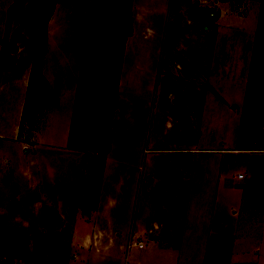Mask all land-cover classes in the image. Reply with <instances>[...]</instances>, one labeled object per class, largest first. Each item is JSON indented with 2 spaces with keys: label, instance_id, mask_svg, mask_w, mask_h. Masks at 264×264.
<instances>
[{
  "label": "crops",
  "instance_id": "1",
  "mask_svg": "<svg viewBox=\"0 0 264 264\" xmlns=\"http://www.w3.org/2000/svg\"><path fill=\"white\" fill-rule=\"evenodd\" d=\"M17 1L0 0V40ZM211 1L197 4L189 19L212 22ZM252 3L244 16L214 20L213 33L203 25L207 34L196 50L171 53L168 44L175 43L166 23L172 2L131 0V31L122 49L105 152L69 145L72 112L65 144L47 142L61 140L51 126L30 160L18 155L17 139L6 142L19 164L12 168L8 162L0 170L15 186L1 194L0 227L25 231L27 239L18 244L25 248L20 254L0 252V264H264V11L258 15L263 4ZM243 33L251 46L245 66L236 57V50H243L238 46ZM218 50L229 54L216 64ZM180 53L192 55L186 58L189 70L182 69L185 59L171 60ZM143 83L149 92L158 84L166 93L144 145L151 99L142 109H128L120 96L122 89ZM253 86L258 89L255 111L247 108ZM24 98L19 90L18 104ZM212 109L222 110V123L232 133L227 146L222 138L211 144L206 128ZM16 129L0 132V142L5 143L3 136H22ZM84 151L94 156L87 159ZM144 153L150 157L144 160ZM229 155L235 159L229 161ZM83 184L91 193L82 210L77 204ZM46 226L70 231V239L60 242L62 251L50 240L52 251L40 256L34 231Z\"/></svg>",
  "mask_w": 264,
  "mask_h": 264
},
{
  "label": "rangeland",
  "instance_id": "2",
  "mask_svg": "<svg viewBox=\"0 0 264 264\" xmlns=\"http://www.w3.org/2000/svg\"><path fill=\"white\" fill-rule=\"evenodd\" d=\"M152 1L153 3H160V0ZM170 1L172 2L170 12L172 19L166 25H168L167 34L172 31L170 36L175 43L168 44L167 52L171 50V53L172 50H196V45L201 43V40L207 34L206 30L208 28L204 29L203 25L209 26L213 33L216 26V23L213 22L214 20L225 21L234 18V16H244L252 7V1L263 4L262 7L261 5L258 6V15L264 11V0H213V2L211 1V9L212 14L214 13V20L210 23L205 21L196 23L189 18H191L192 14H195V9L199 8L197 4H206V0ZM127 5L128 0H57L54 5L45 8L46 13H51L47 24L46 38L35 40L33 38L38 33L40 20V16L36 12L35 0H19L10 8L4 36L0 40V51L3 46L10 43L13 34L22 33L30 41L16 40L18 42V51L12 55L16 67L0 73V132L6 130L4 133H11L12 128L15 127L17 131L19 130V134L22 135H15V137L14 135L3 136L5 143L0 142V150L3 151L0 153V170L2 168L6 169L5 164L8 162H12V168L19 164L14 149L6 142L9 143L17 139L18 155L20 158L30 160L34 157L35 143L46 141L48 134H45V132L51 126H56V132L60 133V142L57 140L52 141L53 138L50 137L47 142H50V145L65 144V140H63L64 133L67 136L71 112L78 92L77 89L82 85L84 86V128L79 134L78 141L84 148L94 152L98 151L100 155L103 154L106 148L107 122L104 116L101 122L95 120L99 113L97 105L100 101V93L103 95L107 92V87L112 84L113 74L116 71L112 72L111 77L105 79L107 71L102 72V69L110 70L118 60L121 40L124 39L128 31V25H130ZM262 17L264 19V13H262ZM240 32L237 31V33ZM228 36L221 37V44L226 43ZM211 39H213V35H211ZM238 42V46H242L243 50H236L237 63L245 66L250 53V38L243 33L242 38L240 37ZM233 47L234 45L232 44ZM227 54L229 53L224 54V50H218L216 64L221 62L222 59H228ZM231 54L233 55L232 58H234V50H231ZM173 57L185 59L183 61L185 65L182 69L189 70L191 68V63L186 58L191 59L192 55L190 56L186 53L175 54L171 56V60H173ZM200 57L202 59V56ZM137 73L138 79H143V71L138 70ZM102 80H104L103 85H101ZM19 90L24 91L25 98L23 102L20 101L18 104ZM251 90L253 93H250L247 108L255 111V104L258 102L256 99L258 89L253 86ZM4 92L5 95L3 97L1 93ZM120 96L125 101L128 109H142L147 97L151 99L150 120L147 124V136L143 142L144 145L145 141L148 140L152 124L154 123L152 116H158L157 104L160 103L159 101L163 102L166 100V93L164 89L158 87V84L153 91L149 92L143 83L130 89H122ZM210 114L211 117L207 119H210L211 123H207L206 130L210 135L211 144L213 145L219 138H222L226 141L225 145H229L232 133L222 123V121L224 122L222 110L212 109ZM126 117L127 114L124 115L123 112L120 118ZM97 123H99L98 126ZM123 123L122 119L121 126ZM97 127L99 130H96ZM84 152H82V155L87 159H90V156H94L90 154V151ZM2 155L6 157V160H4ZM148 157L150 155L145 156L144 153L143 159H148ZM234 159L232 155H229V161ZM9 175L0 171V197L9 188H15L8 181L9 179L13 181ZM91 180L95 179L92 178L85 182H91ZM96 183L97 181L93 183V189ZM233 183L237 184L238 181H233ZM87 186L90 189L89 185L85 186V184L79 188L82 194L81 202L79 201L80 204L78 203L77 205L82 210L89 206L86 196L87 193H91V189L88 190ZM141 194L142 192L138 190L137 199L139 202L137 201V204L141 203ZM41 229L34 231V235H36L34 240H36L38 245L35 250H40V256H43L41 254L45 251H52L50 240H53V244H56V247H54L56 251L59 250L57 248L58 243L60 244V250H64L62 248L64 243L60 242L67 240L66 243H68L70 231L58 233L50 231L49 226ZM16 237L17 239L21 238V236H17L16 233L11 231H0V240L8 241L9 238L14 239ZM7 248L1 249L3 251H11V247ZM261 250L263 251L261 253L262 258L264 256V248ZM65 251L71 255L68 248ZM40 256L39 259L41 258Z\"/></svg>",
  "mask_w": 264,
  "mask_h": 264
},
{
  "label": "trees",
  "instance_id": "3",
  "mask_svg": "<svg viewBox=\"0 0 264 264\" xmlns=\"http://www.w3.org/2000/svg\"><path fill=\"white\" fill-rule=\"evenodd\" d=\"M57 2V0H35V8L38 16H40L39 20V28L37 35L33 38L35 39H45L47 36V24L50 17V12L46 13L45 8L47 6H52ZM130 3L131 0H128L127 5V14L129 18V22H131V11H130ZM131 28L130 25H128V31L126 32V35L124 36V39L121 40L120 43V50H118V60L116 61L115 65L111 67L110 70H106L105 68L102 69V72L107 71V76L105 79H108L112 76V72L116 71L115 74H113V82L111 85L107 87V92L105 94L100 93V101L98 106L99 113L98 116L95 118L98 122H101L104 116V119L106 120L107 124V133H106V147L109 141V124L112 117V111L114 106V100L116 97V88H117V82H118V73L120 70L121 65V57H122V49L125 41V37L130 33ZM22 38L23 40L29 42L30 40L26 39L24 36L20 34H13L10 39V43L8 45L3 46V48L0 51V72L2 70H11L16 67V64L12 58V53H16L18 51V45L16 44V38ZM33 41V40H32ZM103 81H101V85H103ZM76 99L73 106L72 111V118H71V126H70V132H69V145L71 147H78L82 148V144L80 141H78L79 134L82 131V128H84V120H83V103H84V86H79L77 89ZM99 123H97V126ZM96 130H99L98 127ZM77 143V144H76ZM106 149V148H105ZM98 152V151H96ZM105 152V150L103 151ZM11 231L13 233H16L17 236H21V238H14L7 241L0 240V252L4 253L6 255L14 254H20L22 253V250L25 248L18 245L20 244V241H23V243L27 239V234L25 231H20L18 229H12V228H2L0 227V231ZM7 247H11V251H3L1 248L8 249ZM17 249V250H15Z\"/></svg>",
  "mask_w": 264,
  "mask_h": 264
}]
</instances>
